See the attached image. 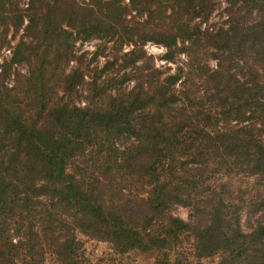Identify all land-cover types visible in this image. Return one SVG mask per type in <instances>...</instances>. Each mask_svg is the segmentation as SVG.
Listing matches in <instances>:
<instances>
[{"label":"trees","instance_id":"16d2710c","mask_svg":"<svg viewBox=\"0 0 264 264\" xmlns=\"http://www.w3.org/2000/svg\"><path fill=\"white\" fill-rule=\"evenodd\" d=\"M75 1L27 0L41 21L23 30L37 28L54 61L45 70L43 51L24 81L32 111L0 84V264H81L80 235L152 251L154 264H264V0H225L210 30L213 0ZM23 10L0 0V47ZM92 38L131 47L89 68L72 44ZM122 190L142 204L137 223Z\"/></svg>","mask_w":264,"mask_h":264},{"label":"rangeland","instance_id":"374dc122","mask_svg":"<svg viewBox=\"0 0 264 264\" xmlns=\"http://www.w3.org/2000/svg\"><path fill=\"white\" fill-rule=\"evenodd\" d=\"M72 1L76 2L75 0ZM223 1L225 0H213V11L210 13L208 19L205 21L206 24H211L212 29H216L219 26L221 27V25H224L225 23V18L221 16L222 13H225L223 8ZM25 3H27V0H18V7L20 9H24L22 12L24 19L20 28H18L16 32H13L12 28H9L8 32L6 33L5 38L8 43L3 44L0 47V65L2 63H9L8 61L10 60L11 53L19 39V36L24 41V45L22 46L21 53L17 56L18 61L13 63L10 62V66L7 68L8 72L4 73L0 67V84L11 90L10 93L16 98V101H18L21 106L23 105L26 110L32 111L30 107L33 105L30 104V102L28 101L29 99H27L30 93V87L26 86L24 84V81L28 77L30 69H34L36 66H39L41 56L44 51V41L42 40L43 42H40L39 38H41L42 36L36 34V32H38L37 28H35V31L31 28H27L26 31L23 30V27L27 25V18H29L28 16L30 14L31 17L36 20V18H40L41 13L40 12L39 14L34 15L31 9L27 10ZM127 3L128 1L122 0V4ZM126 13L129 19L133 18L134 12L128 10L126 11ZM164 15V13L155 14L151 19V24H154L155 26L156 24H160V18L164 17ZM134 17L135 20L138 21L144 19V16H141V18H138L136 16ZM40 21L41 18L36 22L39 23ZM130 47L131 46L128 45H122L119 48V46L114 40L103 41L101 39L92 38L84 41L75 40L72 44V53L74 57L79 58L82 66L88 65L89 68L96 66L97 69H99L105 61H113L115 57L119 56L120 52L127 51L130 49ZM160 47L163 46L151 40L145 41L144 46H142L145 55L151 56V63L155 68L164 70L168 67V72H171L175 66L173 63L164 62V60L161 58V54L163 52L159 50L161 49ZM95 50L97 51V56L95 58H92L91 52ZM179 59L183 60V55H179ZM75 60L76 59H70L66 62V65L64 66V72L69 71V69L75 65ZM42 61L44 62V67L49 64V50L46 49L44 51V60ZM208 63L210 66H213V61H210ZM46 69L48 71L51 70V72L53 73L54 61H52L45 68V70ZM112 69L113 70H109L110 73H113L115 68ZM51 77H53V79L50 78L51 80L48 81V85L54 87V76ZM102 77L103 74L101 78ZM87 78L88 77H85V79ZM130 84L131 83H129V85ZM78 99H81V101L85 102L84 98L82 97ZM83 102L81 103L79 101L78 104L82 105ZM119 199L126 200V203H123V201L120 202L127 207V210L130 212V216L134 219L135 223H137L139 221V218L144 214L142 204H140L138 198L136 199L131 195V193H127L126 190H122ZM172 213L180 217L181 219H186V210L182 207H174L172 209ZM242 221L243 227L246 221H244V218L242 219ZM78 237L81 240V248L79 250V261L81 264H154L155 253L152 251L132 249L124 253H117V251L112 249L106 241L92 239L81 235ZM191 261L194 262L193 260ZM204 261L207 264H211L213 260L208 259ZM54 263V257L47 253L44 254L42 258L37 259V264Z\"/></svg>","mask_w":264,"mask_h":264},{"label":"built area","instance_id":"2783aa9c","mask_svg":"<svg viewBox=\"0 0 264 264\" xmlns=\"http://www.w3.org/2000/svg\"><path fill=\"white\" fill-rule=\"evenodd\" d=\"M125 1H128V0H125ZM223 4H224V6L226 5L225 4V2L223 1ZM25 6H26V3H25ZM223 6V7H224ZM222 16L225 18V16H224V13H222ZM206 25H208L209 27H208V29L210 30V29H212L211 27V24H206L205 23V21L204 22H202L201 24H200V28H203V27H205ZM221 26H223V25H221ZM144 46V45H143ZM161 49H159V50H161V52H164V47H160Z\"/></svg>","mask_w":264,"mask_h":264}]
</instances>
